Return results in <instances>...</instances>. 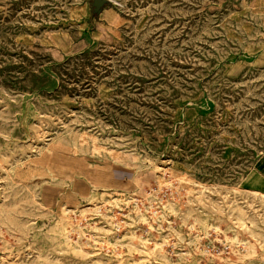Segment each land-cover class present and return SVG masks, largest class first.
Masks as SVG:
<instances>
[{
  "label": "rangeland",
  "instance_id": "374dc122",
  "mask_svg": "<svg viewBox=\"0 0 264 264\" xmlns=\"http://www.w3.org/2000/svg\"><path fill=\"white\" fill-rule=\"evenodd\" d=\"M0 264H264V0H0Z\"/></svg>",
  "mask_w": 264,
  "mask_h": 264
},
{
  "label": "crops",
  "instance_id": "0c3cea01",
  "mask_svg": "<svg viewBox=\"0 0 264 264\" xmlns=\"http://www.w3.org/2000/svg\"><path fill=\"white\" fill-rule=\"evenodd\" d=\"M44 162L43 167L51 169L52 176L68 186L66 188L57 184L58 188L45 193L47 202L54 207L88 195L96 188L125 191L138 188L136 181L139 178L134 167L115 160L97 161L89 156L67 157L56 152L48 155ZM147 180L144 175L143 182L147 183Z\"/></svg>",
  "mask_w": 264,
  "mask_h": 264
}]
</instances>
